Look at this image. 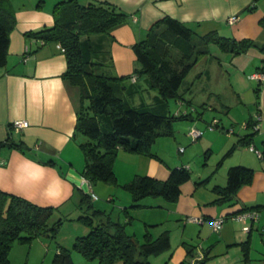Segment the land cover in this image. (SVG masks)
Instances as JSON below:
<instances>
[{
	"label": "crops",
	"instance_id": "0c3cea01",
	"mask_svg": "<svg viewBox=\"0 0 264 264\" xmlns=\"http://www.w3.org/2000/svg\"><path fill=\"white\" fill-rule=\"evenodd\" d=\"M57 1L59 0H54L52 5H47L45 8H42L39 1L36 5L14 11L15 25L10 32L7 60L6 64L0 67V141L8 136L14 119H25L28 125L17 132L14 131L12 136L15 140L23 141L29 149L23 152L16 148H0V189L40 206L57 207L60 213L61 209H65L68 205H72L70 209L78 208L76 188L80 184L82 189L87 191L83 184L85 180L80 174L82 167H75L77 165L73 162V158L78 154V145L72 138V133L79 107V89L62 76L67 63L59 44L48 42L39 46L34 41L30 42L25 35L27 31L53 25L52 8ZM103 1L115 4L129 15V18L115 27L104 41L111 57L112 72L119 76L133 74L137 64L132 45L142 39L150 26L165 15L186 23L201 34L215 30L225 37L251 38L257 43L264 42V28L259 24V19L264 17V0ZM80 2L86 3L87 0ZM229 16L237 17L233 24L226 21ZM27 44L31 45L33 52L23 60L22 53ZM208 60L211 69H214L213 74L209 73L211 80H221L222 84L215 83L217 88L201 87L200 91L207 99L198 105L194 103L192 95L193 80L188 82L184 80L183 84H186L182 88V94L185 103L179 101V106L185 105L184 111L187 110L191 115L193 111L196 112L197 118H202V111L207 109L219 108L220 111L227 113L234 105L242 106L243 110L246 106L248 116L244 118L243 126L229 129L232 134L225 135L218 156L220 158L225 155L233 144L252 132L251 126H247L248 121L250 124L256 122L257 128L252 145L260 151L261 141L264 140V79L260 80L252 76L259 74L257 68L264 60V53L251 47L237 55L228 52H220L214 56L206 55L200 61ZM205 74L207 75L208 71H205ZM202 76L203 74L200 73L198 78ZM126 84L129 90L135 89V92L129 94V101L133 105L153 103L156 92L147 87L142 77H135L134 80L131 78ZM256 88L258 98L255 96ZM185 94L189 97L186 98ZM211 95L219 97V102L215 104L217 107L208 108L210 104L206 100ZM186 101H189L190 105H186ZM247 105H251V108ZM177 112L178 109L174 114ZM213 119L216 120V117ZM212 120L206 124L220 127L221 133L223 130H228L225 128L229 126L220 119L214 124ZM199 125L193 123L191 127L199 128ZM215 135L221 137L220 133H215L213 130L206 132L200 139L205 142V151L208 150L209 153L213 152L211 139L216 138ZM121 151L123 150H119L118 154L121 153L119 154L121 157L133 163V167L128 166L132 168L130 178L135 174H148L158 179H166L170 167L184 165L190 170V162L193 160L184 155L169 163L159 155L161 161ZM47 161L51 162L47 163ZM140 165H145L146 171L143 169L140 171ZM233 165L251 167L254 173L251 183L240 187L230 201L215 202L219 195L212 191L215 185H225L226 179H223L224 183L219 180L209 181L207 184L199 183L209 177V173H202L196 177L191 175L188 181L180 185L178 200L167 204L166 208L169 216H172L171 220H177L174 221L177 222L176 231L180 233L177 242L192 241L195 239V234L200 236L203 242L199 244V241L195 245L191 253L194 256L189 259L190 262L195 257L201 259L202 256L210 257L213 254H219L228 261L232 253L236 260H239L238 258L243 257L239 243L249 240V250H251L253 242L256 241L254 231L261 234L260 224H264V163L249 146L236 144L219 170L225 174V171L227 173L228 168ZM115 173L117 175L116 171ZM93 187L91 185V188ZM100 188L111 201L119 195L114 196L113 192H107L102 186ZM121 198L122 201L119 202L123 206L131 201L128 193L122 194ZM153 202L155 200H144L146 205L152 206L146 208H155L158 204ZM244 207H258L259 223L250 222L248 231L243 230V222L231 217ZM220 216L224 217V222L218 234L214 236L213 233H208V230L210 228L212 230L211 220ZM190 218L200 220L193 221ZM169 230L167 229L170 236ZM204 242H207L208 246H205ZM216 248L219 249L218 254ZM185 251L178 255V264L190 257ZM247 263L253 264L251 259H248Z\"/></svg>",
	"mask_w": 264,
	"mask_h": 264
},
{
	"label": "trees",
	"instance_id": "16d2710c",
	"mask_svg": "<svg viewBox=\"0 0 264 264\" xmlns=\"http://www.w3.org/2000/svg\"><path fill=\"white\" fill-rule=\"evenodd\" d=\"M53 25L25 32L30 42L38 45L58 43L66 57V70L62 74L79 89V107L72 138L76 140L84 164L82 178L91 186L97 181L119 185L130 194L131 201L123 211L133 217L130 209L152 207L144 203L147 197H162L169 204L178 200L180 185L190 179L191 173L184 165L170 167L166 179L148 174H135L129 181L119 183L113 169L119 150L150 157L161 161L152 150L155 140L173 135V121L192 119L190 112L171 113L168 100L184 101L181 86L190 70L210 53V45L222 52L237 55L254 47L264 53V42L251 38L234 39L211 30L198 33L184 22L165 15L154 22L145 36L132 45L136 67L132 75L119 76L112 72L111 57L105 47V38L129 15L118 6L103 0H59L52 8ZM264 28V17L259 19ZM15 25V12L9 0H0V67L6 64L10 32ZM25 48V46H24ZM31 45L22 53L31 54ZM264 75V60L257 68ZM142 77L147 87L156 92L152 104L139 106L129 101L127 80ZM255 96L258 98L257 88ZM190 105L189 101H186ZM198 117V115H197ZM214 124V123H213ZM252 132L236 144L252 145L256 122L250 124ZM210 126V125H209ZM213 127V125H211ZM201 131V130H200ZM11 126L1 147L16 148L25 152L29 148L21 140H15ZM17 132V131H15ZM209 151L206 150V156ZM259 157L264 163V140L261 141ZM51 161H47L49 163ZM220 164V161L218 162ZM254 169L244 165L230 166L226 183L215 185L212 191L219 195L215 202L233 199L240 187L252 181ZM205 178L199 183H203ZM78 208L85 214L77 219L88 228L85 235L74 238L71 249L58 247L50 264H74L72 251L97 264H149L147 258L170 246L169 232L162 231L153 238L149 233L139 242L128 235L119 221L112 220L105 210L93 204V191L76 188ZM144 199V200H143ZM258 207H244L249 210ZM258 211V210H257ZM59 209L40 206L21 196L0 189V264L10 263L14 244H30L41 236L55 238L63 218ZM236 214V213H234ZM71 220L72 218H65ZM243 259H249V240L239 243ZM193 249H186L188 260L179 264H206L208 257L190 262Z\"/></svg>",
	"mask_w": 264,
	"mask_h": 264
},
{
	"label": "rangeland",
	"instance_id": "374dc122",
	"mask_svg": "<svg viewBox=\"0 0 264 264\" xmlns=\"http://www.w3.org/2000/svg\"><path fill=\"white\" fill-rule=\"evenodd\" d=\"M10 4L14 11H18L21 9H25L27 7H30L31 5H36L37 3L42 4V8H45L47 5H52L54 0H9ZM222 52L218 49L216 45H210V53L208 55L214 56L218 53ZM214 69H211L210 62L208 61H199L188 73V75L185 77L186 82L193 80L192 85V95L193 99L195 100V104L199 103L201 101H204L207 99L205 96H203V93L200 91L201 87H216L215 83H221V80H211L210 74L214 73ZM205 71H208V76L205 74ZM203 74L201 78H198L199 74ZM210 73V74H209ZM225 80V79H224ZM223 80V81H224ZM212 81V82H211ZM256 83V82H254ZM186 84V83H185ZM183 84L180 88V91H182ZM222 84V83H221ZM185 97L188 98V94H185ZM210 105H208V108L217 107L215 104L219 102V97H215V95H211L208 100H206ZM185 103V101H184ZM180 102L179 100L169 99L168 100V107L171 111V113H174L177 111V109L181 112L184 111V106H179ZM187 105V104H186ZM250 106L251 105H247ZM200 107V106H199ZM198 108V106H197ZM201 108V107H200ZM242 106L234 105L231 107L230 110L226 113L225 111H220L219 108L216 109H207L202 111V118H197L196 112H192V119H177L173 121V135L171 136H161L158 137L153 146L152 150L159 156L162 157V159H166V161H169V163H172L173 159H177L179 157H182L184 155H187L191 157L192 162L190 173L192 177H196L197 175H202V173L208 174L209 177L205 181L207 184L209 181H223V179H226V171L225 174L220 171L219 168L222 165V162L224 159H226L229 154H225L219 158L218 154L220 146L223 145V140L226 137L225 135L227 133L232 134V132L229 129H234V127H242L244 118L248 116L247 113V107L245 106V109H242ZM216 117L217 119H220L225 125H228V130H223V133L220 132V127H210L212 124L207 125L206 123H210L212 118ZM216 120H212L213 123H215ZM193 123H199V130H201L200 136L193 138L189 133L195 127H191ZM215 133H220L221 137L219 135H215L216 138H212V148L213 152L211 151L207 157L206 151L204 146L205 142L201 141L200 139L206 132L213 131ZM225 131V132H224ZM234 131V130H232ZM16 135V134H15ZM219 137V138H218ZM78 148V146H77ZM126 152V151H121ZM129 153V152H126ZM79 154V155H78ZM78 154L76 157L73 158V162L75 167H82L84 164L83 155L78 148ZM121 154V153H119ZM117 153L115 157V166L113 167L114 171L117 172V178L119 183L127 182L130 178V173L132 172L133 163L131 160H127L123 157H121ZM123 154V153H122ZM130 154V153H129ZM133 154V153H132ZM220 161V164L218 162ZM226 165V161L224 163V166ZM226 167V166H225ZM78 169V168H77ZM140 171L143 169V171H146V166L140 165ZM227 169V168H226ZM204 174V175H205ZM206 176V175H205ZM226 181V180H225ZM82 182V181H81ZM212 183V182H211ZM224 183V182H222ZM84 188L89 189L94 192L96 197H93L92 201L95 207L105 209L106 213L110 215L112 220L119 221L121 224H123L124 230L128 235H132L133 238L138 240L139 242L144 241L145 235L151 234L153 238L157 237L162 231L169 230L172 233H170V238L172 241H170V246L156 254H151L148 256L147 260L149 264H178L177 258L178 255L181 252H184V250L190 248L195 249V245L197 243H203L201 240V237L195 234V239L192 241H187L184 243L183 241L177 242V239H180V233L179 231H176V224L177 220H171L172 216H169V212L166 207L167 204H169L167 201H165L162 197H147V200H155L153 202L156 205L155 208H138V209H130V213L133 217H128L130 215L126 214L123 211V205L120 200L122 201L121 195L127 194L128 192L124 190L119 185H110L106 184L102 181H97L93 184V188L85 181ZM102 186L105 188V190L113 192L114 196L118 195L117 197H114V201H111L110 199H107V195L105 192L100 188ZM78 188H82L81 184L78 186ZM119 191L120 193H117ZM129 194V193H128ZM144 200V199H143ZM72 208V205H68L65 209H61L60 213L56 215L62 216L63 221L60 226V229L58 231V234L55 238H51L48 236H41L38 239L33 240L30 244H14V246L11 249L10 252V263L9 264H50L52 257L57 250L58 247H65L71 249L74 238L79 235H85L88 232V228L82 224L81 221L77 219L79 215L85 214L81 209H70ZM72 218L71 220H67L65 218ZM260 221V220H259ZM258 222L255 221V223ZM181 224L183 222H180ZM259 223V222H258ZM212 224V223H211ZM211 227V226H210ZM260 230L261 234H259L257 231H254L256 241L253 242L251 250H249V259H251V262L253 264H264V233H262V229H264V224H260ZM220 230V229H219ZM218 231L211 230V228L208 230V233H213L214 236L218 234ZM195 233L197 231L195 230ZM204 245H207V242H204ZM208 246V245H207ZM200 249V246L198 247ZM216 253L218 254L219 249H215ZM186 252V251H185ZM72 259L74 261V264H97L96 261H90L82 257L79 253L72 251ZM187 254V252H186ZM189 255V254H188ZM243 256V255H241ZM240 256V257H241ZM243 258V257H242ZM242 258H238L239 260H236V257H234V253L230 255L227 261L226 259L222 258L219 254L218 255H211L208 257L206 264H248L247 261H243ZM250 261V260H249Z\"/></svg>",
	"mask_w": 264,
	"mask_h": 264
},
{
	"label": "built area",
	"instance_id": "2783aa9c",
	"mask_svg": "<svg viewBox=\"0 0 264 264\" xmlns=\"http://www.w3.org/2000/svg\"><path fill=\"white\" fill-rule=\"evenodd\" d=\"M237 17L236 16H229L226 18V21L229 23V24H233L235 21H236ZM28 49V44L25 46L24 48V51H26ZM61 50H63L62 47H60ZM29 55L27 54H24L23 55V60H26L28 58ZM253 78H256V79H264V75L262 74H254L252 76ZM28 125V122L27 120L25 119H14L12 121V127L14 129V131H19L20 129L26 127ZM212 128V126H210ZM257 128V125L254 126V129ZM193 138H196L198 136H200L201 134V131L197 128L193 129L192 131H190L189 133ZM249 148L251 150H253L258 156L260 155V151L256 148L253 147V145H249ZM232 219L236 220V221H241L244 223L243 225V230H246L248 231L250 229V222H255L258 220V217H259V213L257 210L255 209H249V210H243V211H240V212H237L236 214H233L232 216ZM191 220L193 221H199L200 219H197V218H190ZM224 222V217L220 216V217H216V218H213L211 220V223H212V228L213 230L215 231H218L221 226H222V223ZM262 231H264V229H262ZM200 258L198 257H195L191 260V263H193L194 261L198 260Z\"/></svg>",
	"mask_w": 264,
	"mask_h": 264
}]
</instances>
